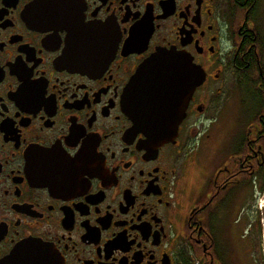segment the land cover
Here are the masks:
<instances>
[{
    "label": "flooded vegetation",
    "instance_id": "1",
    "mask_svg": "<svg viewBox=\"0 0 264 264\" xmlns=\"http://www.w3.org/2000/svg\"><path fill=\"white\" fill-rule=\"evenodd\" d=\"M163 48L204 79L155 144L122 95ZM253 203L264 0H0V264L31 240L63 264H250Z\"/></svg>",
    "mask_w": 264,
    "mask_h": 264
},
{
    "label": "water",
    "instance_id": "2",
    "mask_svg": "<svg viewBox=\"0 0 264 264\" xmlns=\"http://www.w3.org/2000/svg\"><path fill=\"white\" fill-rule=\"evenodd\" d=\"M203 79V69L180 50L163 48L148 56L131 75L122 95L134 130L144 132L155 144L171 139L193 90ZM1 264L63 261L50 243L31 240L20 243Z\"/></svg>",
    "mask_w": 264,
    "mask_h": 264
},
{
    "label": "rangeland",
    "instance_id": "3",
    "mask_svg": "<svg viewBox=\"0 0 264 264\" xmlns=\"http://www.w3.org/2000/svg\"><path fill=\"white\" fill-rule=\"evenodd\" d=\"M214 112L215 110L210 111L209 115ZM210 123L211 131H218L220 129L219 113L212 115ZM259 203H253L249 208L245 209L242 238L249 249L250 256H247V258L250 260V264H264V204Z\"/></svg>",
    "mask_w": 264,
    "mask_h": 264
}]
</instances>
